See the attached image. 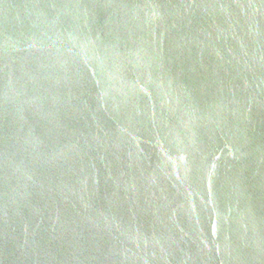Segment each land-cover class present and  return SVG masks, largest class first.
Here are the masks:
<instances>
[{
    "label": "water",
    "instance_id": "water-1",
    "mask_svg": "<svg viewBox=\"0 0 264 264\" xmlns=\"http://www.w3.org/2000/svg\"><path fill=\"white\" fill-rule=\"evenodd\" d=\"M0 264H264V0H0Z\"/></svg>",
    "mask_w": 264,
    "mask_h": 264
}]
</instances>
